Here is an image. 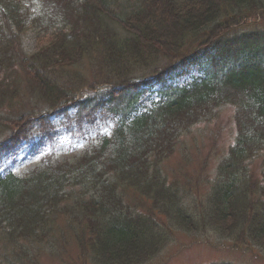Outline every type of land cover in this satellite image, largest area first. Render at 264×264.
<instances>
[{"label": "trees", "instance_id": "obj_1", "mask_svg": "<svg viewBox=\"0 0 264 264\" xmlns=\"http://www.w3.org/2000/svg\"><path fill=\"white\" fill-rule=\"evenodd\" d=\"M57 12L69 29L49 25ZM261 21L264 0H0V68L15 63L28 85L3 71L0 110L26 94L47 108L10 121L16 135L36 121L54 128L50 114L64 106L77 126L107 122L72 158L58 161L52 148L0 177V264H39L38 252L54 256L69 242L80 264H150L177 234L264 250ZM28 31L42 43L25 56ZM188 66L198 75L168 83L173 67ZM225 105L235 134L212 176L205 163L192 175L168 172L184 138Z\"/></svg>", "mask_w": 264, "mask_h": 264}, {"label": "rangeland", "instance_id": "obj_2", "mask_svg": "<svg viewBox=\"0 0 264 264\" xmlns=\"http://www.w3.org/2000/svg\"><path fill=\"white\" fill-rule=\"evenodd\" d=\"M48 23L51 25V21ZM259 25V28L264 29V21H261ZM249 26L247 25L244 30H247ZM39 35L41 37L39 40L36 38L37 36L34 32H27L22 36L20 45L21 51L25 56L31 55L41 45L42 35ZM12 60H15V58ZM20 70L15 63H11L8 68H0V80L8 78L6 74L2 73L3 71L17 72L22 77V80H20V83H16L28 89L25 75L23 76L21 74L22 70ZM79 70L82 75L88 77L86 81L91 80L93 70L87 63L79 66ZM178 73H180V70ZM191 74L192 72H190ZM186 77L187 74L182 75L180 80ZM14 80L15 78L12 83H14ZM10 87H12L11 84ZM25 96L26 100H23V104L17 106V109H9L6 105L2 106L3 108L0 110V142L9 136V129L11 128L12 130V127L8 125L10 121L17 119L20 115L30 113L27 111L32 108H35L32 113L41 112L46 109L37 98H30L29 94ZM69 115L67 123L61 125L63 127L57 126L50 132V137H47L43 129H38L34 126L30 129L29 137L26 141L18 144L16 147L2 150L0 152V173H3L9 167L21 169L32 166L36 155L47 150L50 140H53L54 145H63L65 147L64 151H59L56 154V160L61 161L72 156L75 150L83 143H71L70 131L76 125L70 124L75 118L74 112L70 111ZM86 129L90 135L97 130L101 132L105 130L99 124ZM234 134V109L228 105L222 106L215 119L208 123H200L190 131L187 137L184 138L186 150L176 151L165 162L166 170L170 172L179 166L185 174L192 175L196 173V168L205 163L202 175L210 178L212 170H214L217 162L224 156L227 147L233 141ZM176 239L175 243L173 241L150 264H264V250L255 248L240 249L237 246H233L232 241H220L215 239L212 234L193 238L177 234ZM52 245H56V243L51 242L48 246ZM75 250L74 245L69 242L65 247L53 252L54 256L43 250L38 252L35 257L39 264H67L68 260L71 261V264H80L75 257Z\"/></svg>", "mask_w": 264, "mask_h": 264}]
</instances>
